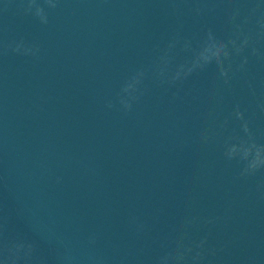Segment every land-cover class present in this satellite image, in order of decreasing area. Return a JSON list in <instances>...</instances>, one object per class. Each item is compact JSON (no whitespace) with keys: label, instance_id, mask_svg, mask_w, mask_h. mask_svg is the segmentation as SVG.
I'll return each mask as SVG.
<instances>
[{"label":"water","instance_id":"water-1","mask_svg":"<svg viewBox=\"0 0 264 264\" xmlns=\"http://www.w3.org/2000/svg\"><path fill=\"white\" fill-rule=\"evenodd\" d=\"M177 246L264 264V0H0V264Z\"/></svg>","mask_w":264,"mask_h":264},{"label":"clouds","instance_id":"clouds-1","mask_svg":"<svg viewBox=\"0 0 264 264\" xmlns=\"http://www.w3.org/2000/svg\"><path fill=\"white\" fill-rule=\"evenodd\" d=\"M29 249H32V245H29ZM193 248L189 247L185 250L183 246H177L172 253H169L162 259L161 264H185L188 259V255L192 253ZM31 255V251L26 254V258H29ZM203 253L198 252L196 256L192 257L193 264H199L200 259L202 258ZM19 259V257H17ZM15 264V261H13Z\"/></svg>","mask_w":264,"mask_h":264}]
</instances>
